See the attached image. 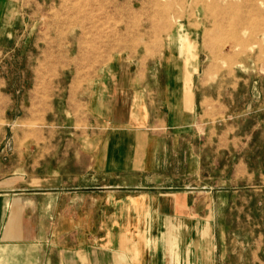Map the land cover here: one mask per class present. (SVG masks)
I'll return each mask as SVG.
<instances>
[{"label": "crops", "instance_id": "crops-1", "mask_svg": "<svg viewBox=\"0 0 264 264\" xmlns=\"http://www.w3.org/2000/svg\"><path fill=\"white\" fill-rule=\"evenodd\" d=\"M16 17L0 0V41ZM173 43L152 68L123 52L102 66L95 130L78 139H5L25 129L2 122L16 105L0 90V264H264V233L227 216L239 206L226 176L179 188L158 172L170 137L197 122V60Z\"/></svg>", "mask_w": 264, "mask_h": 264}, {"label": "rangeland", "instance_id": "rangeland-1", "mask_svg": "<svg viewBox=\"0 0 264 264\" xmlns=\"http://www.w3.org/2000/svg\"><path fill=\"white\" fill-rule=\"evenodd\" d=\"M13 12L0 90L16 106L2 122L25 130L5 139L91 134L102 66L123 52L152 68L173 39L175 53L197 60V122L170 137L158 172L179 188L222 187L226 176L234 228L264 233V0H13Z\"/></svg>", "mask_w": 264, "mask_h": 264}]
</instances>
